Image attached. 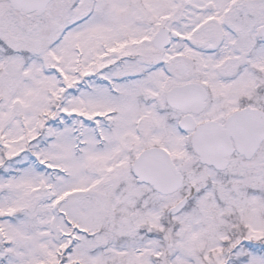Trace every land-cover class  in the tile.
<instances>
[{
  "label": "snow or ice",
  "instance_id": "snow-or-ice-1",
  "mask_svg": "<svg viewBox=\"0 0 264 264\" xmlns=\"http://www.w3.org/2000/svg\"><path fill=\"white\" fill-rule=\"evenodd\" d=\"M0 264H264V0H0Z\"/></svg>",
  "mask_w": 264,
  "mask_h": 264
}]
</instances>
